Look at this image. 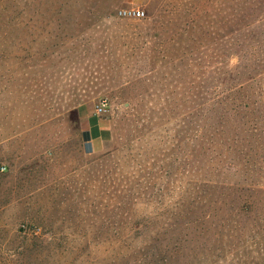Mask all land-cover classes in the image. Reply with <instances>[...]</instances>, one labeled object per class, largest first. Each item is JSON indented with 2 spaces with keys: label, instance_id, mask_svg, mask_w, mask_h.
Instances as JSON below:
<instances>
[{
  "label": "rangeland",
  "instance_id": "374dc122",
  "mask_svg": "<svg viewBox=\"0 0 264 264\" xmlns=\"http://www.w3.org/2000/svg\"><path fill=\"white\" fill-rule=\"evenodd\" d=\"M0 264H264V0H0Z\"/></svg>",
  "mask_w": 264,
  "mask_h": 264
},
{
  "label": "built area",
  "instance_id": "2783aa9c",
  "mask_svg": "<svg viewBox=\"0 0 264 264\" xmlns=\"http://www.w3.org/2000/svg\"><path fill=\"white\" fill-rule=\"evenodd\" d=\"M118 16L122 19H143L146 13L141 8H125L118 12ZM109 103L107 100H102L96 107V114L98 116H103L108 111ZM1 171H6L5 167L1 168Z\"/></svg>",
  "mask_w": 264,
  "mask_h": 264
},
{
  "label": "crops",
  "instance_id": "0c3cea01",
  "mask_svg": "<svg viewBox=\"0 0 264 264\" xmlns=\"http://www.w3.org/2000/svg\"><path fill=\"white\" fill-rule=\"evenodd\" d=\"M88 131H89V136H90L89 142L93 147L100 149L101 147L105 146L107 139L105 138V128L101 124L96 123V122L93 124L89 123Z\"/></svg>",
  "mask_w": 264,
  "mask_h": 264
}]
</instances>
